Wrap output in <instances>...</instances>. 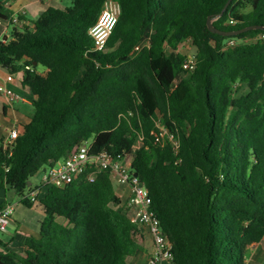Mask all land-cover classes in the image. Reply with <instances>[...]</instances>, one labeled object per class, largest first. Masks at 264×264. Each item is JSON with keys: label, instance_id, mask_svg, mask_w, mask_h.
<instances>
[{"label": "trees", "instance_id": "obj_1", "mask_svg": "<svg viewBox=\"0 0 264 264\" xmlns=\"http://www.w3.org/2000/svg\"><path fill=\"white\" fill-rule=\"evenodd\" d=\"M227 1L71 0L19 27L0 0L12 26L0 65L34 97L14 143L0 139V190L43 210L37 235L22 253L0 250V264H129L145 251L109 170L26 198L35 174L88 140L91 154L132 156L175 264H245L264 238V29L224 36L207 21L222 32L264 27V0H232L215 19ZM110 2L117 24L97 52L89 31ZM184 43L195 49L192 71ZM159 122L177 150L156 140Z\"/></svg>", "mask_w": 264, "mask_h": 264}, {"label": "built area", "instance_id": "obj_2", "mask_svg": "<svg viewBox=\"0 0 264 264\" xmlns=\"http://www.w3.org/2000/svg\"><path fill=\"white\" fill-rule=\"evenodd\" d=\"M46 1L51 2L55 0ZM112 6L116 8L113 9ZM118 15V6L112 2L108 3L97 23L90 29L89 35L93 40L95 51L104 52L107 49L108 41L117 24ZM11 21L13 23H18L19 19L15 17L12 18ZM147 44V41H145L137 45L135 47V52L140 51L142 47ZM195 65L196 58L194 54L187 55L184 60V70L192 71ZM0 68H2L1 65ZM26 68L29 69V67ZM16 75L17 74L7 73L5 83L15 82ZM20 79L21 78L18 77L19 82ZM5 83L0 84V95L6 99L7 104L13 105L25 101ZM14 123V127L10 129L7 138H5V147L14 143L20 135L22 125L18 116L14 117ZM157 126L159 134L156 135V140L162 141L164 137H167L177 150L179 145L174 139L173 134H171L161 122H159ZM91 147L92 140L82 142L65 159L42 172L38 186L27 193L26 198L30 202L35 203L42 191L50 188H62L80 177H84L85 182L92 183L100 172L109 170L115 184L127 186L130 190L129 199L125 204L126 215L132 223L138 225L153 241V251L147 264H175L173 246L164 234L160 220L152 208V199L149 189L142 183L138 175L132 169V156L125 155L112 158L107 152L91 154ZM14 211V204L0 206V233L7 232V226Z\"/></svg>", "mask_w": 264, "mask_h": 264}, {"label": "crops", "instance_id": "obj_3", "mask_svg": "<svg viewBox=\"0 0 264 264\" xmlns=\"http://www.w3.org/2000/svg\"><path fill=\"white\" fill-rule=\"evenodd\" d=\"M2 3L12 11V17H18L19 21L17 26H32V22L36 20L47 8L50 6L65 8L63 6L62 0H55L48 2L46 0H1ZM12 31V26L10 22H5L0 20V39L8 40ZM5 37H7L5 39ZM7 71L3 68H0V84L6 82ZM19 75H16V81L13 83H5L10 87L17 95L22 97L25 101L9 105L6 102V99L0 95V139L7 138L10 129L15 125L14 117L18 116L20 118L21 125L25 124L24 116L27 117L30 115L29 107H32V102L34 97L31 96L28 89L22 87L18 81ZM12 115L11 119L9 116ZM27 123V122H26ZM23 128L20 130L22 132ZM41 179V174L38 177V183L33 184L34 186L38 185ZM121 189V193L117 194L121 197L123 202H126L130 196V190L127 186L118 185ZM122 187V188H121ZM0 205L14 204L15 211L12 217L10 218L9 225L14 224L16 229L14 232L7 231L6 233H0V250L5 248H10L18 253H22L25 249V240L29 235H37L39 231V222L43 218V210L39 206H34L36 208L38 217V226L28 225V217L31 216V213L28 211L29 208L19 204L20 198L13 192L7 190H0ZM127 195L123 197V194ZM21 205L27 210L19 209L18 206ZM14 225L11 227L13 228ZM7 226V227H8ZM153 251V241L149 236H146V249L143 253L136 255L128 260L129 264H147L148 259ZM138 256H141L140 259L136 260ZM245 264H264V238L260 243H257L251 246L245 253L244 256Z\"/></svg>", "mask_w": 264, "mask_h": 264}, {"label": "rangeland", "instance_id": "obj_4", "mask_svg": "<svg viewBox=\"0 0 264 264\" xmlns=\"http://www.w3.org/2000/svg\"><path fill=\"white\" fill-rule=\"evenodd\" d=\"M63 1V6H66V7H68V6H71V0H62ZM112 8L113 9H115L116 7L115 6H112ZM181 51L184 53V54H186V55H193L194 53H195V49L191 46V44H189V43H184L183 45H182V48H181ZM38 70L39 71H44V68L43 67H38ZM29 111H30V113H32L33 112V108L32 107H29ZM11 117H12V115H10L9 116V118L11 119ZM28 121V119H27V117L26 116H24V122L26 123ZM41 174V172H38L37 174H35V176L31 179V182L33 183V184H37L38 183V177H39V175ZM122 188V187H121ZM115 189L117 190V192L119 193H121V189H119V186H118V184H115ZM0 195H1V193H0ZM127 195V193L126 194H123V197H125ZM18 208L19 209H22V210H27V208H25V207H23V206H21V205H19L18 206ZM30 213H31V216L30 217H28V221H27V224L29 225H35V227L36 226H38V215H37V211H36V208H31V209H29L28 210ZM12 225H14V224H11V225H9L8 227H7V231H10V232H14L15 231V229H16V227H15V225H14V227L12 228L11 226ZM140 257L141 256H138V258H136V260L138 259H140Z\"/></svg>", "mask_w": 264, "mask_h": 264}, {"label": "water", "instance_id": "obj_5", "mask_svg": "<svg viewBox=\"0 0 264 264\" xmlns=\"http://www.w3.org/2000/svg\"><path fill=\"white\" fill-rule=\"evenodd\" d=\"M231 1H232V0H228V1H227L226 5L224 6V8H223V10H222V13H221L219 16H217L215 19L219 18V17L224 13V11L227 9V7H228L229 4L231 3ZM213 21H214V19H210V18H209L208 21H207V26H208L209 31L212 32V33H215V34H218V35H224V36H234V35H239V34L245 32V31L253 30V29H264V27H262V26H249V27H247V28H245V29H243V30H239V31H234V32H222V31H220V30H218V29H216V28L214 27V25H213ZM6 38H7V37H5V39H6ZM4 41H6V40H4Z\"/></svg>", "mask_w": 264, "mask_h": 264}]
</instances>
